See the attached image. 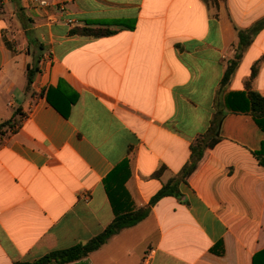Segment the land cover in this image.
Listing matches in <instances>:
<instances>
[{
    "label": "crops",
    "instance_id": "1",
    "mask_svg": "<svg viewBox=\"0 0 264 264\" xmlns=\"http://www.w3.org/2000/svg\"><path fill=\"white\" fill-rule=\"evenodd\" d=\"M48 1L56 8L1 0L0 124L17 125L0 134V264L102 233L115 218L105 179L124 161L133 206H150L149 216L68 264H264V131L251 115L228 113L180 196L151 205L190 162L218 96L243 91L264 56V23L253 30L264 0L220 9L202 0ZM99 26L114 32L72 33ZM240 31L248 44L238 58ZM252 86L264 97V60Z\"/></svg>",
    "mask_w": 264,
    "mask_h": 264
},
{
    "label": "trees",
    "instance_id": "2",
    "mask_svg": "<svg viewBox=\"0 0 264 264\" xmlns=\"http://www.w3.org/2000/svg\"><path fill=\"white\" fill-rule=\"evenodd\" d=\"M209 7L220 9L221 3L226 0H202ZM4 8L0 0V11ZM264 23L260 21L253 27V30ZM252 30V29H251ZM114 31L108 27H83L76 28L72 31L73 34L84 36H107L111 35ZM241 48L238 58L241 56L242 50L248 44L244 42L245 31H240ZM264 60V56L260 61ZM259 62H257L251 72L250 78L245 83L243 91L231 92L227 95L225 100H221L218 96L215 102V113L210 122V127L206 133L198 136L190 146L191 158L190 162L186 164L179 174L171 178L155 195L151 201V205L157 203L159 200L166 196L178 195L179 184L189 183L190 178L199 170L207 157V150L213 148L220 140V129L223 119L228 113H243L249 114L253 117L256 124L264 131V97L253 89L252 83L259 73ZM238 61H232L224 75L221 83V92L224 87L230 82L234 75ZM36 69L28 68V88L30 89L34 73ZM17 125L16 120L11 119L0 124V134L4 133L5 128H14ZM259 155V154H258ZM257 155V156H258ZM165 167H161L155 174V177H160L164 172ZM130 176L129 163L124 161L121 165L117 166L105 179V187L111 205L113 207L115 218L111 224L99 235L93 237L85 243H80L71 248L51 252L35 261L31 262H17L15 264H68L87 257L90 253L100 249L105 245L113 236L117 235L126 228L133 227L143 220H145L151 211L150 206L135 209L133 206L131 196L125 187Z\"/></svg>",
    "mask_w": 264,
    "mask_h": 264
},
{
    "label": "built area",
    "instance_id": "3",
    "mask_svg": "<svg viewBox=\"0 0 264 264\" xmlns=\"http://www.w3.org/2000/svg\"><path fill=\"white\" fill-rule=\"evenodd\" d=\"M28 3L34 4L37 7L46 9V8H56V4L51 3L48 0H26ZM61 10H64V8H61ZM72 22V21H71Z\"/></svg>",
    "mask_w": 264,
    "mask_h": 264
}]
</instances>
